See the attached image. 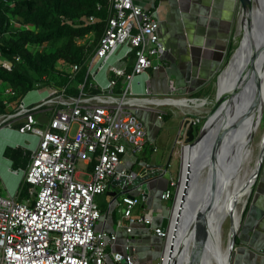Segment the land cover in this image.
<instances>
[{"label": "built area", "instance_id": "2783aa9c", "mask_svg": "<svg viewBox=\"0 0 264 264\" xmlns=\"http://www.w3.org/2000/svg\"><path fill=\"white\" fill-rule=\"evenodd\" d=\"M111 7L113 13L86 62L87 75L77 96L68 94L67 88L34 90L15 113L0 115V137L7 133L19 140H10L6 147H22L31 153L26 170L13 171L8 161V173L32 187L30 196L21 202L16 197L18 187L8 198L0 194V264H110L106 249L117 236L96 231L102 214L95 198L110 190L115 175L130 177L127 171L119 173L118 166L129 151L141 153L147 145L138 112L161 101L135 95L131 87L136 78L160 68L167 51L153 14L134 0H111ZM2 65L11 69L7 62ZM81 68L72 66L70 74L75 77ZM5 93L14 95L10 88ZM38 114L48 116V122L37 119ZM19 120L25 124L12 129L10 123ZM178 143L184 146V140ZM80 162L89 180L78 178ZM182 179L183 165L180 178L171 180L162 200L177 199ZM139 203L138 197L122 199L128 232L135 224H153L151 212L133 216ZM154 232L165 240L167 251L170 228ZM126 250L113 253L112 262L140 264L130 248ZM165 258L166 254L163 264Z\"/></svg>", "mask_w": 264, "mask_h": 264}, {"label": "crops", "instance_id": "0c3cea01", "mask_svg": "<svg viewBox=\"0 0 264 264\" xmlns=\"http://www.w3.org/2000/svg\"><path fill=\"white\" fill-rule=\"evenodd\" d=\"M149 11L159 21L160 37L167 51L161 56V66L145 76L138 77L131 89L135 95L157 99L159 103H149L138 112L147 133V149H152L150 161L139 160L137 153L128 152L118 166V172H138L143 166L151 165L154 170L163 172V177L155 179L148 189L134 191L133 196L140 203L133 209V216L148 213L153 215V224H135L131 232L124 218L125 206L122 198L113 202L109 197V207L100 210L102 217L96 231H104L117 236L106 252L110 259L116 252L134 253L140 264H160L166 251L165 240L159 238L154 230L162 228L163 219L170 217L173 206L170 200H162V194L169 189L171 180L180 178L170 171L171 159L176 157L179 140H184L186 131L184 120L202 118V112L210 107H194L176 104L183 100L204 101L216 97L217 78L225 69L230 58L231 48L237 41L240 31V0H134ZM149 89V94L145 91ZM215 92V94H214ZM174 101L171 103L170 101ZM12 104L10 108L15 109ZM186 108V110H184ZM163 114L160 119L159 116ZM13 140L7 133L0 137V151ZM17 143L19 140H13ZM9 160L0 157V171L7 175L4 184L10 193L19 187L18 178L8 173ZM6 162V163H5ZM10 162V161H9ZM6 167V171L3 169ZM9 167V165H8ZM92 171V167H90ZM80 176H83L82 178ZM179 177V178H178ZM78 178L89 180V175L78 171ZM1 190V189H0ZM118 193L119 188L110 189ZM141 193V194H140ZM246 205L241 231L237 237L232 264H264V162L260 169L253 191ZM175 201V200H174ZM96 202V201H95ZM97 204V203H96ZM174 205V204H173ZM99 207V206H98ZM100 209V208H99ZM166 259V258H165Z\"/></svg>", "mask_w": 264, "mask_h": 264}, {"label": "trees", "instance_id": "16d2710c", "mask_svg": "<svg viewBox=\"0 0 264 264\" xmlns=\"http://www.w3.org/2000/svg\"><path fill=\"white\" fill-rule=\"evenodd\" d=\"M112 13L111 0H0V115L15 113L23 98L34 90L67 88L68 94L77 96L87 75L86 62L98 46ZM90 18H94V23ZM232 49L233 46L231 53ZM3 62L9 63L11 69H6ZM74 65L82 66L75 77L69 71ZM8 88L14 95H5ZM12 104L15 109L10 108ZM44 116L38 114L36 118L43 120ZM24 124L19 120L10 126L17 130ZM201 124L195 127L196 135ZM152 152L144 149L138 159L148 163ZM3 156L12 163V170L18 171L27 169L31 153L22 147L8 146ZM31 190L23 179L17 200L28 198ZM170 201L173 206L174 196ZM245 214L246 210L243 218Z\"/></svg>", "mask_w": 264, "mask_h": 264}, {"label": "bare ground", "instance_id": "6f19581e", "mask_svg": "<svg viewBox=\"0 0 264 264\" xmlns=\"http://www.w3.org/2000/svg\"><path fill=\"white\" fill-rule=\"evenodd\" d=\"M251 10L253 12V19H255V28L260 27L257 30L256 36L254 35L257 48L251 49L246 45L250 30L246 21L248 15L244 14L241 19L242 27L240 30L242 35H246L243 47L237 53L228 69L226 68L223 71L221 76V90H225L227 89L226 87L229 88L233 84L235 76L238 74V70L242 68V65L246 66L245 71L253 70L243 85L241 99L231 111L226 122L231 126V131L227 135V142L224 148L221 150V154L223 151V156L220 158V164L215 169L216 194L213 198V210L209 213L208 227L203 231L204 236H202L203 234L185 236L186 233L177 231L179 235L174 239L175 251L173 255L175 257H171L170 261H168L167 253L165 264H171L174 258L175 260L181 259L182 264H229L228 257L233 244V236L239 232L243 209L251 194L261 160L259 155L264 148V133L259 139H256L255 136L257 119L262 100L264 99V52L259 53L260 46L264 43V31L261 27L258 9L252 7ZM255 59L253 69H250L249 64ZM230 76H233V81ZM229 78L231 82L229 86H226ZM206 101H209V99L201 102L185 101L186 103H183L179 101L177 103L183 106H194L196 108L206 107ZM209 151V146H204L201 143V146H196L191 151L186 149L184 152L186 160L183 165V179L173 213V228L174 225L176 227L178 220L185 223L189 219L186 214L182 213L180 215L179 213L181 211L178 212L185 191L187 174L190 170L188 167H192L190 175H193L195 174L194 169L198 167L197 162L202 166H206L209 163L208 168L205 169V172L208 173L209 169L212 168L208 161ZM0 157L2 158V156ZM190 162L191 166L189 164ZM6 164L8 169L9 163ZM10 176L13 178L14 174H10ZM205 176L201 177L197 185V190L199 188L204 190ZM209 193L205 200L195 204L196 208L192 210L194 213L198 210L197 208H200V212H203L207 208L211 196H213ZM227 222H230V231L227 233L229 234V239L225 243L224 226ZM172 234L175 235V233L171 232L170 239ZM181 244V251L189 248L185 255L177 253L178 247Z\"/></svg>", "mask_w": 264, "mask_h": 264}, {"label": "water", "instance_id": "95a60500", "mask_svg": "<svg viewBox=\"0 0 264 264\" xmlns=\"http://www.w3.org/2000/svg\"><path fill=\"white\" fill-rule=\"evenodd\" d=\"M240 5L242 9L241 18L242 16H244V14L248 15L246 21L249 25L250 35L248 37L246 45H248L249 48L251 49L252 48L255 49L257 48V45L254 40L255 39L254 35L256 36L257 30H259L260 27L255 28V24H254L255 19H253V12L251 8L255 7L256 9H258L260 14L259 19H260L261 27L262 30L264 31V0H240ZM241 27L242 26L240 24V30ZM242 36L243 38L241 39V42H239V44L237 41L233 44L232 53L230 54V58L226 64L225 69L226 68L228 69L233 59L236 57L237 53L242 49L246 35H242ZM263 52H264V43L262 46H260L259 53L261 54ZM255 61L256 59L252 61L250 64L248 63L250 69H253L254 66L253 64L255 63ZM245 67H246L245 65H242V68L238 70V74L235 76V80L233 84L230 85V87L232 86L233 88L226 87L227 89L225 90H221V76L225 69H223L220 72L217 78V90H216V97L214 103L209 108L208 115L204 120V122L201 121V119H199V122H202V124L200 126V130L197 135L195 133V127L198 124L197 120H192V121L190 119L184 120V128H186V131L183 136L184 138L183 151L185 152L186 149L191 151L196 146H201V143L204 146H209L210 151L208 153V161L210 162L212 168L209 169L208 173H206L205 169L208 168L209 163L206 164V166H202L199 162H197L196 164L198 165V167L197 169L196 168L194 169L195 174L190 175V172H192L191 171L192 167H188L190 170L188 171L187 174L188 177L186 180L185 191L178 211V212L181 211V213H179L180 215L182 213L186 214L189 218L188 221L182 223L178 220L176 223V227L174 225L173 228L172 220H173L174 211L171 212L170 217L163 219L162 229L165 231L170 228L171 232L175 233V235L172 234L170 239L171 241L169 242V245L167 247L168 261H170L171 257L174 256L173 255L175 251L174 239L176 236L179 235L177 231H182L186 233L185 236L187 235L192 236L194 234L195 235L203 234L202 236H204L203 231H205V229H207L208 227L209 213L213 210V198L214 195L216 194L215 193L216 182L214 178L215 169L220 164V158L221 156H223L222 155L223 151L221 154V150L224 148L225 143L227 142V135L230 134L231 131V126L228 125L226 122L228 120V116L230 115L231 111L237 106L239 100L241 99L243 93V85L246 79L251 75V71H253V70L245 71ZM232 77L233 76H230L231 80L233 81ZM230 78L228 79L226 86H229L231 82ZM183 101H193V100H183ZM170 102L173 103L174 101L171 100ZM185 106H189V105H185ZM259 157H261V160L257 169L255 183L264 162V148L260 152ZM189 164L191 166V162ZM204 176L206 177V179H204L205 188L204 190L201 188L197 190V185L199 184L201 177ZM161 177H163V172L154 170V167L151 165L143 166L142 169H140V171L138 172H131L130 177L127 174L115 175L110 180V189L117 187L119 188L120 192L112 193L109 190L107 192V195L113 198V202H117L120 198L123 199V197L133 198L135 197L132 195L134 191H141L143 189L147 190L148 185L152 181ZM208 193L212 194L213 196H211L210 203L207 205V208L203 212H200V208H197L198 210L194 213L192 210L196 208L195 204H198L201 201L205 200ZM244 208H246V206ZM193 213L194 215H192ZM237 235L238 233H235L233 236V244L228 257L229 264H232ZM181 246L182 244L178 247L177 253L181 255H185L186 251H188L189 248L187 250L184 249V251L183 250L181 251ZM171 264H182V261L181 259L175 260L174 258Z\"/></svg>", "mask_w": 264, "mask_h": 264}, {"label": "rangeland", "instance_id": "374dc122", "mask_svg": "<svg viewBox=\"0 0 264 264\" xmlns=\"http://www.w3.org/2000/svg\"><path fill=\"white\" fill-rule=\"evenodd\" d=\"M241 19L242 18H240L239 20L241 21ZM240 24H241V22H240ZM240 33H239V36L237 37L238 44H239V42H241V39L243 38L242 34H240ZM216 90H217V86H216ZM32 94H34V93H32ZM214 94H215V92H214ZM28 95H29V93L23 98V100L27 99ZM210 102H212V101H210ZM206 104H207L206 108L212 106V105H210V106L208 105V101H206ZM184 110H186V108H184ZM208 111L209 110H207V109H206V112L205 111H201L202 112L201 121L204 122V120L206 119V117L208 115ZM257 120L258 121H257V125H256V135L255 136H256V139H259L262 136V134L264 133V99L262 100V104H261V108H260L259 116H258ZM44 122H48V116H44ZM175 156L176 157H174V158L172 157V159H171L170 171L174 172L175 175H178L179 171L182 168V165H184L185 160H186V156H185L184 151H183V146L180 143H179V145L176 148ZM136 157L137 158L140 157V154H137ZM76 168H77V171H80V170H84L85 171V166L81 162L77 164ZM3 169L6 171V167L5 166H3ZM179 176H180V174H179ZM80 177L82 178L83 176H80ZM6 180H7V175H3V173L0 171V189H1L0 193H1V195L4 198L10 197L9 192L7 191V189L4 186V184L6 183ZM254 186H255V184H254ZM254 186L252 188V191L254 189ZM250 196H249V198H250ZM109 197L110 196L107 195V192L102 194V195L96 196L95 201H96L97 205L99 206L100 210H104V209H107L109 207V203H110ZM176 200L174 201V205H173V208H172L173 211H174V208L176 206ZM244 209H243V211H244ZM243 213H242V216H243ZM242 222H243V217L241 218V226H242ZM241 226H240V229H239L237 237L240 234ZM229 231H230V222H227L225 224V226H224V242L225 243L229 239L228 238L229 234H227V233H229ZM235 246H236V244H235ZM160 264H163V261H161ZM164 264H165V262H164Z\"/></svg>", "mask_w": 264, "mask_h": 264}, {"label": "flooded vegetation", "instance_id": "af4514ba", "mask_svg": "<svg viewBox=\"0 0 264 264\" xmlns=\"http://www.w3.org/2000/svg\"><path fill=\"white\" fill-rule=\"evenodd\" d=\"M241 15H242V9H240V12H239V19L241 18ZM239 33H240V32H238V34H237L238 36H239ZM240 34H241V33H240Z\"/></svg>", "mask_w": 264, "mask_h": 264}]
</instances>
